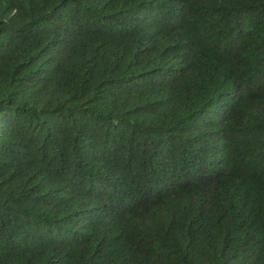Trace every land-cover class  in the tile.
<instances>
[{"label":"trees","instance_id":"trees-1","mask_svg":"<svg viewBox=\"0 0 264 264\" xmlns=\"http://www.w3.org/2000/svg\"><path fill=\"white\" fill-rule=\"evenodd\" d=\"M0 264H264V0H0Z\"/></svg>","mask_w":264,"mask_h":264}]
</instances>
